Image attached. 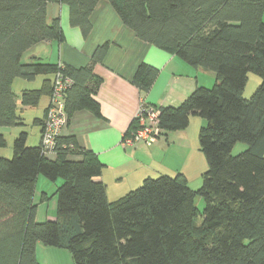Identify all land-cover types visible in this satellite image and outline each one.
<instances>
[{
  "label": "trees",
  "instance_id": "trees-1",
  "mask_svg": "<svg viewBox=\"0 0 264 264\" xmlns=\"http://www.w3.org/2000/svg\"><path fill=\"white\" fill-rule=\"evenodd\" d=\"M99 1L0 0V127L24 123V106L35 107L52 92L53 78L47 77L19 95L15 79L34 81L57 71L72 81L66 94L69 121L81 109L102 115L94 98L102 80L93 67L107 45L82 68L25 61L37 43L64 39L60 17L49 19L50 3L66 4L71 25L87 38ZM107 1L139 39L215 73L212 87H197L177 106H158L163 133L185 129L192 114L205 120L199 130L208 164L203 184L193 189L183 173L162 174L110 201L101 179L104 164L95 152L60 135L52 159L41 142L28 145L22 130L11 158L0 150V264H42L39 242L68 249L74 264H264V0ZM250 71L262 82L246 98ZM158 74L142 63L133 82L148 92ZM135 121L125 137L132 136ZM238 142L247 148L233 154ZM6 145L0 132V149ZM41 174L62 179L52 195L56 216L42 221L34 200ZM199 215L203 221L197 224Z\"/></svg>",
  "mask_w": 264,
  "mask_h": 264
},
{
  "label": "crops",
  "instance_id": "crops-1",
  "mask_svg": "<svg viewBox=\"0 0 264 264\" xmlns=\"http://www.w3.org/2000/svg\"><path fill=\"white\" fill-rule=\"evenodd\" d=\"M55 17L61 19L64 39L37 43L26 52V62L40 59L48 63H63L82 68L91 63L98 47L107 45L102 61L93 67L94 73L102 80L94 95L100 104L102 115L96 116L88 109L78 110L71 117L69 124L63 128L61 135L75 137L79 146L92 150L99 156L104 164L101 179L107 185L109 200L121 198L141 185L147 177L162 174L183 173L190 184L192 169L189 162L187 163L185 148L192 140L190 130L186 131L191 121L185 129L165 132L153 145L144 142L124 145L122 140L143 101L157 106H177L197 87L214 83L215 73L194 67L169 50L139 39L136 33L123 23L107 0H100L93 11L90 18L93 28L87 38L83 36L80 27L71 25L69 7L66 4L60 2L49 4V19ZM142 63L159 70L148 92H143L133 82ZM47 77L53 78V74L39 75L34 81L17 78L14 80L13 88L21 95L24 89L40 87ZM49 103L48 94L41 98L37 106H24L22 112L24 123L12 127L15 130L14 138L28 120L33 119L34 122L35 119H40L34 122L36 137L30 143L39 145L42 120ZM191 117L195 125L202 126L205 123L198 114ZM0 132L5 135L2 127ZM56 156L57 153L49 157L54 159ZM75 158L81 159V156L75 155ZM39 180L40 177L37 179L34 197L37 218L40 221L54 219L57 213V198L52 195L56 190L53 194L49 188L41 190L39 196L37 190ZM45 184L48 185L47 182H44ZM47 196L48 199H44ZM49 202L52 204L51 209ZM46 204L47 209L42 214Z\"/></svg>",
  "mask_w": 264,
  "mask_h": 264
},
{
  "label": "rangeland",
  "instance_id": "rangeland-1",
  "mask_svg": "<svg viewBox=\"0 0 264 264\" xmlns=\"http://www.w3.org/2000/svg\"><path fill=\"white\" fill-rule=\"evenodd\" d=\"M263 20H264V16H263ZM261 82H262V77L259 74L250 71L248 73V81L245 86L244 96L246 98L251 97L253 93L256 91V89L258 88V86L261 84ZM213 84L214 83L212 84L208 83L206 87L208 88L212 87ZM191 116H193V114ZM192 119L193 118L190 117L191 123L186 130V131L190 130V137L192 138L191 140L192 142L190 141L191 142V143L189 142L190 145L188 146L186 145L185 154H186L187 163L189 162V166L193 170V171L191 170L192 172V174L190 175L191 182L189 185L193 189H198L203 184V180H204L203 176H204V172L206 171L208 167V164H207V159H206L204 152L200 149L199 130H200L201 125L199 126L197 124L195 125V122ZM1 127L3 129V132H5V136L7 140V145L0 149L1 154L4 155V157L11 158L13 156V140H14L15 130L14 128H12L13 126H1ZM14 127H17V126H14ZM34 127H35V124L32 119V120H28L27 123L22 125L20 129L21 131L24 130L28 132V139H27L28 145H31L30 143L33 142V139L35 140L36 133H35ZM193 129H194V132H193ZM163 136H164V133H163ZM179 143H181V141H179ZM197 144H198V147H197ZM246 148H247L246 143L238 142L234 146L232 152L233 154H238L242 152L243 150H245ZM39 177H40V180L38 181V186H37L39 196H40L41 190H45L47 188H49L48 190H51V193L53 194L57 186L62 182V179L60 178L56 181H53V180L47 179L44 175H40ZM44 182H47L48 185L46 184L44 185ZM49 204H50V209H51L52 204L50 202ZM196 204L200 210H203V208L205 207V201L200 196L196 198ZM46 209H47V204L46 206L43 207L42 214H44V211H46ZM202 221H203V218L200 215L195 219V223L197 224H200ZM37 255H38L39 261L42 264H74L72 254L68 249L46 245L43 242H39L37 244Z\"/></svg>",
  "mask_w": 264,
  "mask_h": 264
},
{
  "label": "built area",
  "instance_id": "built-area-1",
  "mask_svg": "<svg viewBox=\"0 0 264 264\" xmlns=\"http://www.w3.org/2000/svg\"><path fill=\"white\" fill-rule=\"evenodd\" d=\"M63 67V63H59ZM72 81L64 76L62 71H57L53 77L50 103L43 124L41 139L42 151L50 156L56 153L57 139L63 128L68 125L69 116L66 110V94ZM135 125L132 136L123 138L124 145H132L136 142H144L153 145L163 135L160 127V110L157 105L142 102L135 115Z\"/></svg>",
  "mask_w": 264,
  "mask_h": 264
}]
</instances>
